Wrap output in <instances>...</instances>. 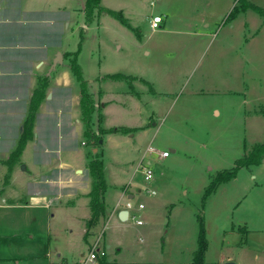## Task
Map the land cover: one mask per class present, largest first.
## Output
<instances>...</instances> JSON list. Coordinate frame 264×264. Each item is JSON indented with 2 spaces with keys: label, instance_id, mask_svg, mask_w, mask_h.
<instances>
[{
  "label": "rangeland",
  "instance_id": "rangeland-1",
  "mask_svg": "<svg viewBox=\"0 0 264 264\" xmlns=\"http://www.w3.org/2000/svg\"><path fill=\"white\" fill-rule=\"evenodd\" d=\"M230 2L101 0L102 8L94 11L93 20L88 21L86 16L79 57L84 74L122 72L149 80L156 90L166 91L165 96L152 98L157 100L155 104L144 97L148 103L141 114L118 116L120 123L134 120L133 123L144 124L148 130L144 136L130 131L103 151L107 171L124 170L118 181L107 176L109 184L116 182L125 189L124 206L127 201L136 207L139 202L145 204L139 212L142 225L131 219L122 221L121 228L109 221L104 225L101 236L105 232L111 261L189 264L198 247L199 219L207 239L201 264L236 261L245 244L243 264H253L254 252L264 251V169L241 167L235 177L208 191L218 172L233 168L255 143L264 140V121L247 123L245 115L264 108V0H236L234 7H239L232 17L229 16L234 7ZM154 13L164 17L162 29L157 31L149 27ZM236 18L242 19L239 26ZM254 18L259 19L263 31L259 25L252 26ZM201 19L205 22L198 32L195 27ZM246 21L251 24L249 29L244 28ZM252 37L248 48L249 75L239 70L234 79L237 92H226L222 80L226 76L225 56L234 55L227 53V47L236 40L240 46ZM71 40L70 49H78V35L74 34ZM65 58L66 65L68 58ZM135 83L139 90L147 87ZM100 84L103 89L107 86L110 93L125 86L119 80ZM88 89L91 92L89 84ZM86 146L88 152L93 147ZM100 147L101 144L98 145L101 155ZM147 147L167 151L169 156L159 158L148 152ZM22 155L14 165L9 155L3 160L2 197L14 200L24 197L20 189L11 197L7 194L11 192L9 180L15 164L20 161L22 169L32 163L29 151ZM147 160L154 172L150 181H145L142 168H137L140 161L146 164ZM23 176L29 178L28 173ZM109 193L115 191L111 189ZM128 193H133V198Z\"/></svg>",
  "mask_w": 264,
  "mask_h": 264
},
{
  "label": "crops",
  "instance_id": "crops-1",
  "mask_svg": "<svg viewBox=\"0 0 264 264\" xmlns=\"http://www.w3.org/2000/svg\"><path fill=\"white\" fill-rule=\"evenodd\" d=\"M82 2L0 0V169L3 160L15 149L37 80L48 75L51 81L47 92V95L51 93V96L47 98L46 95L42 102L35 117L32 140L21 153L23 156V153L29 151L32 163L20 169L19 161L11 170V192L7 194L11 197L20 189L24 197L14 200L2 197L0 191V264H81L90 245L101 236L107 221L119 228L122 225L118 215L120 210L126 208L123 196L127 193L122 185L116 182H110L113 188L107 189L104 195L107 216L100 217L90 226L87 223L92 214L88 205V193L91 190L87 169L88 146L81 136L83 126L79 118V90L72 82L70 71L65 65L66 54L77 51L70 49L71 39L74 34L78 35L79 48L84 33L83 27L87 22L86 0ZM235 3L236 0H232L230 6L232 4L234 7ZM236 19L239 26L242 19ZM204 22V19L195 22L198 32ZM163 24L164 21L160 29ZM258 25L260 31H263L259 19L254 18L252 26ZM235 26L236 24L232 27ZM244 26L249 29L251 24L246 21ZM253 40L254 37L246 39L240 46L236 40L235 44L227 47V53L234 55L225 56L226 76H223L222 80L227 87L224 88L226 92H237L234 79L239 70L243 71V75L246 71L249 75L251 53L248 48ZM59 53L63 57L62 63H57L54 69L52 66L54 61L58 60ZM117 73L126 78L107 77ZM117 73L93 76L83 72L94 94L96 105L100 106L93 115V129L98 134L99 128L124 126L144 136L148 131L144 124L133 123L134 120L132 123H120L118 116L141 114L148 103L144 97L152 99L165 96L166 91L156 90L149 80ZM118 80L125 86L115 93L108 92V87L103 89L100 84ZM135 82L147 84V87L139 90ZM104 96L106 98L101 100ZM156 102L157 100L152 99L151 103ZM259 110V113L245 112L246 122L254 124L264 121V108ZM127 133L118 131L102 134V153L104 148L111 147ZM93 152H96V148ZM103 155L104 153L102 158ZM147 163L151 164V161L147 160ZM104 167L106 170L105 162ZM256 167H260L261 171L264 169V158ZM123 171L118 168L106 170L108 178L117 181ZM24 173H28L29 178H24ZM111 189L115 191L114 194L109 193ZM127 196L133 198L134 195L128 193ZM104 234L100 237V240H103L100 241V247L105 251L106 262L129 264L109 259ZM246 247L247 244L241 247L242 253L247 250ZM242 253L235 261L237 264H243ZM254 253L253 264H264V251L261 249L260 253ZM100 260L97 258L88 264H99ZM189 264H194L193 258Z\"/></svg>",
  "mask_w": 264,
  "mask_h": 264
},
{
  "label": "trees",
  "instance_id": "trees-1",
  "mask_svg": "<svg viewBox=\"0 0 264 264\" xmlns=\"http://www.w3.org/2000/svg\"><path fill=\"white\" fill-rule=\"evenodd\" d=\"M239 6L233 8V12L229 17L233 16V13L236 12ZM101 0H86L85 4V15L88 17V21L93 20L94 11L96 9H100ZM112 16H117V13L114 11L105 9ZM125 23V20H123ZM84 40V35L81 38V41ZM81 41L79 43V48L81 46ZM77 49L76 52L67 53L66 56L68 58V63L66 64L72 80L79 88V110H80V119L82 122L83 130H82V139L86 141L87 144L93 145V149L96 148V152H93L91 149L88 152V163L87 169L90 175V192L88 193L89 202L88 205L91 208L92 214L90 219L87 221L88 225L94 224L100 217H106L107 211L106 206L104 205V195L110 186L107 178V172L104 167V161L102 158V154L98 152V145L101 144V140L103 138L102 134L113 133V132H130L132 131L130 128L124 126H118V128H110L104 129L99 128L98 134L93 129V115L98 111L96 108V101H94L93 94L88 89L87 81L83 77L82 67H80L78 63V56L80 53V49ZM107 77L111 79L117 78H126L121 73L108 75ZM50 76H43L37 80L36 87L33 90L31 95L28 112L23 122V129L21 134L19 135V139L16 143L15 149L9 154V160L14 165L15 161L21 156L23 149L26 144L32 140L33 130L35 126V117L40 107L42 106V102L44 101L48 89L50 85ZM100 108V107H99ZM264 158V140L262 142L255 143L251 150L243 155L235 164V166L231 169H225L221 172H218L211 181V187L208 188V191H212L217 187V184L229 180L235 177L238 170L241 167H249V166H258L262 162ZM11 165V166H12ZM199 223V233H198V247L194 251L193 255V263L201 264L204 261V252L207 248V239L204 236V228L203 222L201 219ZM88 233V230L85 233ZM101 260L99 264H110L106 262V257H99Z\"/></svg>",
  "mask_w": 264,
  "mask_h": 264
},
{
  "label": "built area",
  "instance_id": "built-area-1",
  "mask_svg": "<svg viewBox=\"0 0 264 264\" xmlns=\"http://www.w3.org/2000/svg\"><path fill=\"white\" fill-rule=\"evenodd\" d=\"M163 21H164V17L161 14L152 15L150 18V22H149L150 30L157 31L158 29H160ZM147 151L150 153H153V152L156 153L159 156V158H166L169 156V152L159 151L158 149L154 147L153 148L148 147ZM148 165L150 164L149 163L142 164V161H140L137 166V168L138 167L142 168L145 181H150L154 177V172ZM148 192L153 195L155 194V191H152V190H148ZM125 205H126L125 209L128 210L127 220L131 219L137 225L143 224L142 219L139 217V212L145 208V205L143 203H138V206L136 207L133 204H131L129 201H127ZM100 237L101 236H98L96 241L92 244L93 246H91V249L89 250L87 255L83 257L81 264H88V263L94 262L98 258L97 257L98 255L101 257L105 255V251L101 250V247H100V241H101Z\"/></svg>",
  "mask_w": 264,
  "mask_h": 264
},
{
  "label": "water",
  "instance_id": "water-1",
  "mask_svg": "<svg viewBox=\"0 0 264 264\" xmlns=\"http://www.w3.org/2000/svg\"><path fill=\"white\" fill-rule=\"evenodd\" d=\"M57 57H58V60H55L54 63H53V66H52V68H54V69H55V66H56L57 63H59V64L62 63V59H63L62 54L61 53L57 54ZM50 96H51V93H48L47 98H49ZM23 168L24 167L22 166V169ZM118 218H119L120 221L121 220L122 221H126L128 219V210L127 209L120 210ZM225 264H237V263L235 261L229 260V261H226Z\"/></svg>",
  "mask_w": 264,
  "mask_h": 264
}]
</instances>
